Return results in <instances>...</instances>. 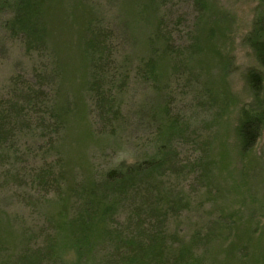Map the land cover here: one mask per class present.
Instances as JSON below:
<instances>
[{"label": "rangeland", "instance_id": "374dc122", "mask_svg": "<svg viewBox=\"0 0 264 264\" xmlns=\"http://www.w3.org/2000/svg\"><path fill=\"white\" fill-rule=\"evenodd\" d=\"M261 2L0 0V264H264Z\"/></svg>", "mask_w": 264, "mask_h": 264}, {"label": "trees", "instance_id": "16d2710c", "mask_svg": "<svg viewBox=\"0 0 264 264\" xmlns=\"http://www.w3.org/2000/svg\"><path fill=\"white\" fill-rule=\"evenodd\" d=\"M260 9L259 19L254 21L247 41L254 52L257 62L264 67V0L261 2ZM245 80L249 91L252 92L253 104L241 111V119L237 127V139L241 153H246L254 146L259 137L261 127L264 124L262 75L255 70H249L245 74ZM129 174H132V171ZM119 177L120 179L116 181L123 179L116 170L107 173V178L110 181H114Z\"/></svg>", "mask_w": 264, "mask_h": 264}]
</instances>
